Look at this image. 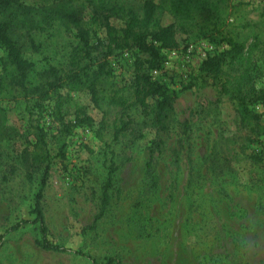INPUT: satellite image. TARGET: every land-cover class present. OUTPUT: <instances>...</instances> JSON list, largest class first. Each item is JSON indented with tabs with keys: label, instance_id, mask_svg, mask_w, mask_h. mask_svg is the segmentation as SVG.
<instances>
[{
	"label": "rangeland",
	"instance_id": "1",
	"mask_svg": "<svg viewBox=\"0 0 264 264\" xmlns=\"http://www.w3.org/2000/svg\"><path fill=\"white\" fill-rule=\"evenodd\" d=\"M20 1L43 5L55 0ZM234 1L242 5L231 17V23L238 19L232 32L244 45L236 66L255 70V84L264 89V0ZM39 39L42 50L32 58L37 69L61 65L75 44L60 30ZM225 49L192 38L178 50L163 51L162 69L153 77L179 95L165 142L153 154L154 184L146 173L154 130L143 131L134 142L129 137L115 141L106 132L99 137L102 111L87 93L71 92L87 107L94 126H76L70 136L56 140L59 123L46 110L42 123L49 131L50 164L41 205L53 243L81 250L99 264L114 255L121 264H264V136L241 127L229 97L220 96L199 73L207 56ZM133 53L109 59L112 81L130 76ZM3 106L10 124L24 129L20 107ZM255 111L264 126V107ZM65 120L73 122V117ZM14 142L0 165V236L16 222L33 219L30 211L40 189V175L27 179L16 158L29 144L24 137ZM109 167L116 168L109 206L96 228L84 232L98 212ZM38 237L33 224L9 233L0 264H92L71 252L44 251L36 245Z\"/></svg>",
	"mask_w": 264,
	"mask_h": 264
},
{
	"label": "trees",
	"instance_id": "2",
	"mask_svg": "<svg viewBox=\"0 0 264 264\" xmlns=\"http://www.w3.org/2000/svg\"><path fill=\"white\" fill-rule=\"evenodd\" d=\"M241 5L234 0H55L43 5L0 0V165L8 158L16 138L24 137L29 147L16 158L27 179L40 175V189L30 211L33 219H22L8 227L0 236V248L9 233L33 224L40 249L71 252L99 264L81 250L67 249L49 239L41 205L50 164L49 131L42 123L43 115L50 109L51 117L59 123L53 136L56 140L70 136L76 126L93 128L94 119L87 107L70 94L85 92L92 106L103 114L98 123L99 137L106 132L115 141L129 137L134 142L144 137L143 131L154 130L157 137L151 141L146 164L147 176L154 184L153 154L160 152L165 142L167 121L179 91L157 81L153 72L162 69L163 51L178 50L192 38L227 47L207 56L199 73L210 80L220 96L229 97L241 127L255 137L264 136V126L255 111L258 105L264 107V89L255 84V70L236 66L244 45L232 32L238 19L235 23L230 20ZM57 30L73 37L75 44L61 65L46 63L37 69L32 58L42 50L39 36L50 39ZM126 51H134L131 74L116 83L109 59ZM4 102L20 107L24 129L10 124ZM112 110L116 112L110 118ZM68 116L73 122L65 120ZM11 169L10 174L14 172L13 167L8 171ZM115 172L116 168L109 167L98 212L84 232L94 230L105 215ZM103 264H121V260L114 255Z\"/></svg>",
	"mask_w": 264,
	"mask_h": 264
},
{
	"label": "built area",
	"instance_id": "3",
	"mask_svg": "<svg viewBox=\"0 0 264 264\" xmlns=\"http://www.w3.org/2000/svg\"><path fill=\"white\" fill-rule=\"evenodd\" d=\"M156 73V71L153 72V74Z\"/></svg>",
	"mask_w": 264,
	"mask_h": 264
}]
</instances>
